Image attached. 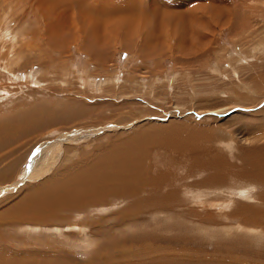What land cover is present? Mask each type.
Returning <instances> with one entry per match:
<instances>
[{"label": "rangeland", "instance_id": "obj_1", "mask_svg": "<svg viewBox=\"0 0 264 264\" xmlns=\"http://www.w3.org/2000/svg\"><path fill=\"white\" fill-rule=\"evenodd\" d=\"M139 2L0 0V128L15 121L38 120L29 124L24 138L11 148L7 146L15 141L14 136L5 145L2 141L6 138L1 139L0 134V215H13L8 208L44 182V177L57 169L67 170L99 146L81 145L87 139L81 135L84 132L101 146L107 142L105 138L135 131L148 121L145 126L155 125L163 131L177 126L183 135L196 136L198 132L202 145L225 152L227 168L241 161L234 152H226L223 143L207 140L220 131L257 154L254 142L264 143V127L258 125L264 121V81L260 82L264 78V0H143V6ZM128 13L139 19L129 22ZM84 108L91 112L35 129L43 118L57 113L62 116V112L71 116ZM120 117L121 122H117ZM203 127L216 134L203 138L198 135ZM7 130L16 134L12 127ZM69 146L78 147L73 155L63 152ZM156 146L157 151L148 155L152 157V173L165 175L167 161H161L163 151ZM186 180L205 189L189 193L183 191L182 184L176 188L187 196L181 194L186 202L180 207L190 209V213L195 210L193 214L145 213L131 198L128 207L133 209L127 212L121 211L123 204L113 207L112 201L91 208L85 216L79 211L71 219L78 206L59 205L28 212L34 219L22 229L26 236H19L14 245L0 241V250L24 254L22 258L30 254L32 260H44L59 250L65 257L62 264H90L95 259L100 260L94 264H101L112 251L101 248L103 229L109 226L100 221L96 224L98 219L127 215L133 221L134 215H140L148 219L143 227L156 230L157 236L176 237L178 224H190L183 229H191L195 239L189 248L193 247L200 258L214 257V264H264V223L235 213L238 207L264 211L260 204L264 202L262 169L226 184L198 171H188ZM239 180L245 182L241 185ZM216 182L222 186L214 189ZM18 195L19 200L7 203ZM60 211L68 215H56ZM206 216H211L207 218L210 223L198 221ZM59 218L71 222L95 219L93 223L100 229L95 235L91 225L82 241V231L75 224H58ZM112 223L111 227L119 224ZM130 226V230L137 228ZM1 227L5 232L9 224L3 222ZM172 242L158 243L159 254L155 249H147L145 255L133 250L135 258L131 255L120 261L115 256L111 264H175L172 253L177 247L164 249ZM53 245L58 246L56 250Z\"/></svg>", "mask_w": 264, "mask_h": 264}, {"label": "bare ground", "instance_id": "obj_2", "mask_svg": "<svg viewBox=\"0 0 264 264\" xmlns=\"http://www.w3.org/2000/svg\"><path fill=\"white\" fill-rule=\"evenodd\" d=\"M139 1L142 2L143 0ZM134 2L136 4V0H134ZM140 5L143 6V2ZM157 14L159 13L157 12ZM52 17H54V15H52ZM137 18L138 17L136 16V14H130V18L128 19L129 22H132L136 21ZM53 19L56 20L55 17ZM158 19L160 18L157 17V20ZM72 24L76 26L74 23ZM125 24L128 25L127 23ZM263 81L264 78H261L260 82L262 83ZM70 108L72 107L70 106ZM75 111L76 110H74L73 112ZM89 112H91L90 109L84 108L83 110H80L79 113H73V115L71 116L65 114L64 112H62V116L57 113L47 118H43L44 120L41 121L35 129L36 131H39L40 129H43L48 125L58 124L57 122L63 123L72 119L75 120L79 117H83V115ZM260 115L262 116V114ZM36 121L38 120L15 121L14 123L9 125L5 124L4 127L0 128L2 131L0 132V134L2 135L1 139L6 138L5 141H2L3 144L7 145L8 139L13 138V136L15 141L11 145L7 146V148H11L12 146L18 144L24 138L25 130L29 126V124H32ZM117 122H121V117ZM145 122L149 123L148 121H144V124L138 127L135 131L129 132L127 134H124L125 132L119 134L117 133L109 136L108 138H105L103 141L105 142L107 140V142L101 146L98 142L95 141L96 138L90 139L88 137V133H81L83 138H87L81 144L85 145V148H88L91 145L99 146L90 150L86 154H83L80 161L67 170L61 172L63 169H57L50 176L44 177L43 179H46L44 182H42L37 188L33 189L32 191L29 190L28 192L30 193L22 197L20 200L19 195L15 198L13 197L14 199L12 198L11 201L9 200L7 203H11L16 200L19 201L15 202L8 208V211L13 213V215H10L8 213L0 215V233H2L0 234V241H9L14 245L16 243V239H18L19 236H26L24 233L25 230L22 231V229H27L28 222H32L31 220L34 219L28 216V212L49 210L52 208H56L59 205L71 204L74 206H78L71 219H73L75 217V214H77L79 211L83 213V216H85L86 214H90L91 210L95 207L109 204L112 201H114L113 207H119V205L123 204L121 211L127 212L133 209L132 207H128V202L131 198H134L136 200V204L140 205L141 210H144L145 213L152 210L154 213L167 216L185 214L190 215L191 213L193 214L195 213V210L190 213V209L180 207L183 201L186 200L183 198V196L185 198L187 196L186 194H183V192L178 191L176 188H179V184H182L184 187L183 191H189V193H201L200 191L205 189L201 184H194L192 181L186 180V178H188V171H198L200 173L210 174L211 178L214 181H219L222 184H226L227 182L232 181L240 176H243L244 178L249 177L255 172L262 169L264 179V143H262V145L258 143L259 145H257L256 142H254L253 148L257 153L255 154L253 153L252 149L243 148L239 146L237 142H233L231 140L232 138L230 137V134L228 133H223L220 131L215 137L207 139L210 141L215 140L216 144L222 145L223 143L224 150L226 152H234L236 154V159H240L241 163H238L236 166L227 168L228 158L226 157L225 152H223L222 149L220 150L218 147L217 150H213L210 147L202 145L203 143H200V139L196 137L198 132H196V136H194V134L187 136L188 134L185 133V135H183L179 130L180 128L177 126L175 128H171L169 131H163L162 129H158V127H156L155 125L147 124L148 126H145ZM99 124L101 123L99 122ZM97 125L98 124H94V126ZM258 125L260 127H264V121L261 120V123H259ZM10 127H12L13 131L16 132L15 135L14 133L8 132L7 129ZM203 128H199L201 132L200 134H198L203 138L214 136L216 134L212 129V131L208 129L207 132L205 128ZM81 135H79V137ZM156 145H159V147L163 151L160 154V156H162L161 161H167V170L165 175L161 173L160 175L155 176L152 173L153 167L150 164L152 157L150 158L148 157V155H151L152 152L157 151ZM145 146L151 147L150 149H146ZM77 148L78 147L75 146H69L68 148H65L63 152L64 154L69 153L70 155H73L76 152ZM5 150L7 149H4L3 151ZM211 150L213 151L212 153ZM5 153L11 154L12 151L7 150ZM243 169L245 170V172H242ZM42 172L39 173L40 176L43 174ZM219 182H216L214 184V189L222 186ZM239 182L242 185L241 182L245 181L239 180ZM35 185L33 184L32 186H25L20 192L31 189ZM163 188H165L167 192H165ZM181 194H183V196H181ZM141 195L143 196L141 197ZM218 195L219 193L215 194V197ZM256 198L258 199V202L261 201L259 196H257ZM260 204L264 206V202ZM228 207L229 206H227V208ZM238 208L239 209H237L235 213L236 215H240V218L247 215L252 220L253 218H255L257 222L261 224L264 223V211L262 212L261 210L257 209H248L249 207ZM58 214L68 215L66 211H60L56 215ZM194 216L195 214L193 215V217ZM209 217L211 216L198 218V221L208 224L210 223V220H207V218ZM140 218V215H134L132 217L133 221H130V218L127 215H111L107 218L98 219V222H96V224L100 221L104 223L105 226L111 227L110 225L113 224L112 222L116 221L121 225V227L124 226L123 228H119V224L116 226H112L110 228V232L109 227H104L105 229H103L104 235L102 236L101 240V248L103 250H111L112 254L111 256L109 255V258H107L101 264H111V259H113V257L115 259V256L118 257V260L125 261V259L130 258L131 255L134 257L135 252L133 250H137L145 255L149 253L147 249H152L153 251L155 249L154 252L156 254H159L158 251H156V249L159 248L157 244L166 240L173 242L170 245H167L164 248L165 250L173 246L177 247V249L174 250L175 252L172 251V254L174 256L173 261L175 262V264L176 262H178L179 264H214V257L205 256L204 258H200L198 252L193 247V249L189 248L190 246H192V244H195V239L191 237V229L189 232H184L183 229L188 227L190 224L187 225L179 222L180 224H178V226L180 227L177 230V236L169 238V236L166 237L167 235H155L154 232L156 230H146L143 225L146 224V220L148 219L147 217H142L141 220H139ZM94 220L95 219L71 222L66 219L59 218L57 222L60 225L75 224L74 227H78L77 229L82 231L83 241V238H87V230L85 229L90 230L91 225L94 226L92 233H95L96 235V232L99 231L100 228L95 223H93ZM166 221L170 222L168 220ZM3 222L9 224V228L5 229V232H3V229L1 227V223ZM79 222H82V224H78ZM130 225L137 226V228L135 230H130ZM250 226L254 228V225ZM95 227H97V229ZM117 228L119 229L117 230ZM112 229L114 230V232H112ZM111 233H113V235H111ZM3 235H5L8 239L3 238ZM212 239L214 240V238ZM87 241L89 242V240ZM60 246L62 247V245ZM57 247V245H53L52 248H55L54 250H56ZM27 250L28 249H26V251ZM1 251L3 250H0V254H2L0 255V264H4V262H9L10 264H62V260L65 259L63 252L59 250H56L53 255H48L49 257L44 258V260H38L39 258L37 260L29 259V252V255H26L27 257L25 256L26 258H22L20 256L24 257V254L14 252L5 253V251ZM225 252L228 251L225 250ZM99 260L100 259H95L90 262V264H94ZM71 262L73 263V261ZM166 263L169 262L166 261ZM119 264H121V262Z\"/></svg>", "mask_w": 264, "mask_h": 264}]
</instances>
